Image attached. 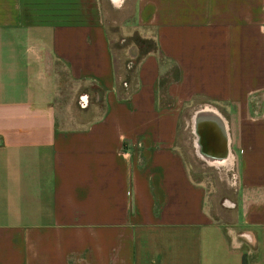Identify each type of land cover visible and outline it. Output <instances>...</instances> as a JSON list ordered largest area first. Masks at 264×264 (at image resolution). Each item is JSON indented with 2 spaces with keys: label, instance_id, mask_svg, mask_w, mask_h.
<instances>
[{
  "label": "crops",
  "instance_id": "1",
  "mask_svg": "<svg viewBox=\"0 0 264 264\" xmlns=\"http://www.w3.org/2000/svg\"><path fill=\"white\" fill-rule=\"evenodd\" d=\"M99 1L0 0V264H264V0H133L119 29L155 50L132 83ZM62 70L86 108L58 110ZM201 105L235 161L227 221L177 142Z\"/></svg>",
  "mask_w": 264,
  "mask_h": 264
},
{
  "label": "rangeland",
  "instance_id": "2",
  "mask_svg": "<svg viewBox=\"0 0 264 264\" xmlns=\"http://www.w3.org/2000/svg\"><path fill=\"white\" fill-rule=\"evenodd\" d=\"M115 4V0H112ZM133 0H122L119 5H113L110 0H100L99 8L102 10V19L106 27V32L110 39V49L114 54V61L121 81L132 83L134 80V66L136 60L140 57V50L137 49L136 37L142 38L137 32L119 29V22L122 19H128L132 11ZM172 77V74L170 75ZM58 110L62 113L69 107L73 101V107L76 109L75 100L81 92H86L85 88L70 81L64 71L60 74L58 83ZM165 100L164 98H162ZM89 102L91 98L89 97ZM205 107L201 105L198 108H187L183 117L180 118L178 126V144L182 152L191 177L203 184L206 191V206L212 213H216L218 218L228 220L231 214L232 203L235 201L238 178L236 176L235 161L232 158L230 168L225 166H211L202 161L195 155L193 147V133L190 120L194 111ZM208 107V106H207ZM215 110V109H214ZM228 216V217H227Z\"/></svg>",
  "mask_w": 264,
  "mask_h": 264
},
{
  "label": "bare ground",
  "instance_id": "3",
  "mask_svg": "<svg viewBox=\"0 0 264 264\" xmlns=\"http://www.w3.org/2000/svg\"><path fill=\"white\" fill-rule=\"evenodd\" d=\"M121 1L115 0V5H119ZM191 121L197 143L203 147L215 146V155H205L204 158L218 165H229L233 159L228 152L226 124L221 115L213 108L204 107L193 114Z\"/></svg>",
  "mask_w": 264,
  "mask_h": 264
},
{
  "label": "trees",
  "instance_id": "4",
  "mask_svg": "<svg viewBox=\"0 0 264 264\" xmlns=\"http://www.w3.org/2000/svg\"><path fill=\"white\" fill-rule=\"evenodd\" d=\"M137 39V49L140 50L139 54L140 57L136 61H138L143 55H145L148 52H151L155 50V44L151 39H146V38H140L136 37Z\"/></svg>",
  "mask_w": 264,
  "mask_h": 264
},
{
  "label": "built area",
  "instance_id": "5",
  "mask_svg": "<svg viewBox=\"0 0 264 264\" xmlns=\"http://www.w3.org/2000/svg\"><path fill=\"white\" fill-rule=\"evenodd\" d=\"M88 104V99L87 96L85 94H80L77 97V105L79 108L83 109L86 108Z\"/></svg>",
  "mask_w": 264,
  "mask_h": 264
}]
</instances>
